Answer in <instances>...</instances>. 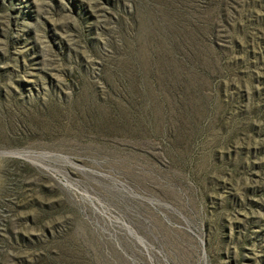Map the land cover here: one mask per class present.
<instances>
[{"label":"rangeland","instance_id":"obj_1","mask_svg":"<svg viewBox=\"0 0 264 264\" xmlns=\"http://www.w3.org/2000/svg\"><path fill=\"white\" fill-rule=\"evenodd\" d=\"M0 264H264V0H0Z\"/></svg>","mask_w":264,"mask_h":264}]
</instances>
